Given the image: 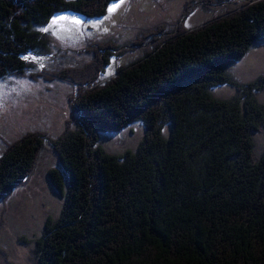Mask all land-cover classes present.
Returning a JSON list of instances; mask_svg holds the SVG:
<instances>
[{"label":"trees","instance_id":"trees-1","mask_svg":"<svg viewBox=\"0 0 264 264\" xmlns=\"http://www.w3.org/2000/svg\"><path fill=\"white\" fill-rule=\"evenodd\" d=\"M117 1L0 0V79L36 68L27 54H52L42 29L55 15L98 19ZM230 8L192 30L160 23L138 42L90 43L87 60L59 71L78 85L64 131L5 141L0 156V201L29 180L47 142L61 167L47 178L63 206L29 264H264V76L241 84L234 72L264 40V0ZM146 43L101 82L113 56ZM225 85L233 96L214 93ZM134 124L144 129L135 150L104 149L103 133Z\"/></svg>","mask_w":264,"mask_h":264},{"label":"rangeland","instance_id":"rangeland-1","mask_svg":"<svg viewBox=\"0 0 264 264\" xmlns=\"http://www.w3.org/2000/svg\"><path fill=\"white\" fill-rule=\"evenodd\" d=\"M211 1L123 0L121 3L119 0L110 6L119 4L115 12L109 15L108 11L98 19H87L73 12L55 15L50 25L42 29L50 41L52 54L40 57L27 54L24 58L36 68L25 69L24 76L0 79V156L5 151V141L12 144L35 131L55 138L64 131L71 117L70 97L75 95L78 85L60 78L59 71L87 60L89 53L85 49L90 43L110 40L123 46L138 42L148 29L160 23H167L172 34L181 27L192 30L218 18L230 7L254 0ZM60 17L67 19L54 23ZM77 20L80 23L73 22ZM148 47L151 45L134 47L123 55L113 56L101 82L115 76L120 66L143 57ZM234 72L241 84L264 76V40ZM214 93L228 98L234 95L235 89L225 85L216 88ZM256 95L264 105V90ZM143 134V127L134 124L121 134L103 133L101 144L107 151L120 155L135 150ZM257 139L264 146V129ZM52 168L60 170L61 167L51 143L47 142V149L42 152L29 180L0 201V264H29L30 248L42 236L46 219L60 213L64 200L47 178V171Z\"/></svg>","mask_w":264,"mask_h":264},{"label":"snow or ice","instance_id":"snow-or-ice-1","mask_svg":"<svg viewBox=\"0 0 264 264\" xmlns=\"http://www.w3.org/2000/svg\"><path fill=\"white\" fill-rule=\"evenodd\" d=\"M123 2V0H121V3ZM119 7V4H114L112 7H110L109 9H108V11H109V15H111L113 12H115V10L117 9ZM64 19H67V18H65V17H60L57 21H54V23H58L59 22V20H64ZM74 23H80V21H73Z\"/></svg>","mask_w":264,"mask_h":264},{"label":"water","instance_id":"water-1","mask_svg":"<svg viewBox=\"0 0 264 264\" xmlns=\"http://www.w3.org/2000/svg\"><path fill=\"white\" fill-rule=\"evenodd\" d=\"M31 55V54H30ZM33 56H35V57H39V56H37V55H35V54H32Z\"/></svg>","mask_w":264,"mask_h":264}]
</instances>
